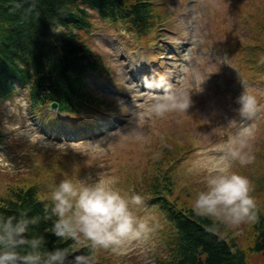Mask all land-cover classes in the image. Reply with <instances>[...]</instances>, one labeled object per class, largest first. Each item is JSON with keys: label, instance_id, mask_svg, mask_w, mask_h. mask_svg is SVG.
Returning a JSON list of instances; mask_svg holds the SVG:
<instances>
[{"label": "rangeland", "instance_id": "1", "mask_svg": "<svg viewBox=\"0 0 264 264\" xmlns=\"http://www.w3.org/2000/svg\"><path fill=\"white\" fill-rule=\"evenodd\" d=\"M161 1L164 3L165 9L159 13H162L161 17L168 14L169 18L168 22L160 26L161 28L164 26L168 28L166 32L168 35L165 33V36H161L159 39V44L152 47H148L142 41V48L132 51L131 54L133 55L134 52L137 55L144 54L146 59L145 50L149 49L152 53V50L157 49L163 42L161 50L157 49L160 52L159 61L163 63L164 70L168 71L169 75L176 73L178 80L181 81L178 84L180 90L191 95L192 103L189 109L179 111V113L177 110H170L160 115L153 112L149 104L137 103L135 101L138 99L137 96L142 95L137 93L140 88L136 85L131 86L127 80L122 81V77L128 71L124 68L123 61L127 63L125 57L129 55L128 51L132 49L133 40H138V37L130 35L126 26H116L109 21L100 23L94 33L97 43L94 51L104 57L101 62L108 68L107 71L112 76L107 79H100V84L99 81L91 82V85L93 90L98 93L95 96L99 101H108L119 110L122 108L124 115L132 116V122L129 126L121 127V130L119 129L120 131L116 132L115 135L99 143L84 144L77 147L63 146V144L59 146V143H55L51 138L43 140L44 137L38 131L39 128L37 130L33 128V125L38 123L34 117L32 121H26L25 116L30 114L27 100L20 97L16 101H10L3 109L0 108V130L8 140L17 138L14 146L17 150L23 151L13 154L16 162L8 168L5 167L6 164L4 163L0 165L1 168H6L5 173L0 178V196H3L2 198H7L12 190L37 186L44 187L40 193L44 199L49 189L68 174L76 175L77 179H88L95 177L97 173H103L105 178H115V186L124 193L127 187L126 181L130 179L125 173L127 169L130 174L135 176L139 188L147 195L153 190L154 175H159L158 171L154 170L156 158H160V161L165 164L172 161L170 153L167 154L160 148L153 147L154 141L158 140L157 132L154 131L153 127L149 131L148 127L145 126L150 123L161 122L168 127L172 125L171 134L169 131L166 132L169 142L177 143V140L183 142L187 139L188 133H193V136L190 135L191 154L183 163L172 166L174 172L171 176L175 188V196L171 200L174 201L175 199L176 203L183 204L184 208L193 207L198 178L187 174L186 162L193 158L200 149L211 148L215 150L217 144L232 135L235 130L226 128L229 122L236 119L239 114L237 107L231 106L227 101H222V97H219L216 90H210L211 88L206 87L203 71L209 69L215 75L220 69L208 58L201 56V40H205L207 45H214L219 50H224L223 54L230 57L236 69L237 65L242 67L246 75L251 77H247L249 80L262 85L264 83V0H247V8L241 12H247L246 14L252 18V23L248 24L244 22L243 14H239V8L229 7L230 2L227 1L230 0ZM256 1H259V7L254 4ZM199 3L213 5L218 10L222 9L224 13H220L222 11L218 13L217 10L218 15L212 16V12L207 8L205 16L197 7ZM235 3L236 1L233 4ZM230 11L232 12L230 13ZM233 15L236 17L234 18ZM147 41H151V38H147ZM167 41L175 51L180 53V58L171 54L172 51L169 52L164 44ZM91 47L93 48L94 45ZM152 67L156 72L159 66L155 64ZM193 72L197 74V78ZM128 78L129 76H126V79ZM194 78L196 79V86L191 83ZM164 79L165 76L161 74L158 82ZM117 84L121 85L116 86ZM122 86L127 87V89ZM117 91L126 93L128 96L132 95L135 100L127 102L121 100L119 102L115 100L118 98L116 96ZM108 93L113 96L110 97ZM261 104H264V101ZM259 111V114L254 115L247 122L255 125L254 135L245 148L251 154L252 159L244 165H241L237 160L236 163H233V170L239 171L250 179L254 192L252 195L256 202L255 210L259 208L264 213V108H260ZM47 115L54 116L49 112ZM153 116H157V120ZM181 127L182 129H180ZM19 139L37 140L38 143L48 149L51 147L49 152H55L63 163L61 164L60 160H57L53 155H49L53 167L45 168L47 166L45 165L43 172H35L34 170L29 172L26 165L31 158L27 150L37 151L38 147L33 144L24 145L23 141ZM18 142H21V145ZM199 144L202 146L199 147ZM53 146L58 147L54 148ZM59 147L64 149H59ZM47 148L43 150H47ZM42 152L40 155L37 154L34 161L44 165ZM60 165L61 167H59ZM124 166H127L126 171H124ZM134 209L137 215L149 217L151 231L145 238L129 243L123 251L114 252L116 258L113 264H120L119 259L125 261L124 264H155L158 255H162L158 260L167 256V242L164 235V229L167 226L161 219L163 217L151 208L135 207ZM247 221H242L239 224L227 223L230 225L229 232L234 234V237L239 239L242 248L249 252L251 264H264V255L250 252L253 237ZM110 255L112 256V254Z\"/></svg>", "mask_w": 264, "mask_h": 264}, {"label": "trees", "instance_id": "2", "mask_svg": "<svg viewBox=\"0 0 264 264\" xmlns=\"http://www.w3.org/2000/svg\"><path fill=\"white\" fill-rule=\"evenodd\" d=\"M89 9L149 29L158 19L148 0H0V96L15 92L21 83L30 85L35 105L55 101L62 109L77 110L73 104L87 100L86 72L102 69L101 61L77 34L92 26ZM45 204L34 189L13 190L0 211L28 210L29 215L42 216ZM162 204L175 231L174 248L160 264H251L249 252L229 232V224L199 215L193 207L184 209L183 204L171 207L164 199ZM51 223L42 219L34 233L47 236L48 248H69L70 262L81 254L92 257L91 247L79 249L74 241L56 237ZM247 224L253 237L250 252L264 255V214L258 213Z\"/></svg>", "mask_w": 264, "mask_h": 264}, {"label": "clouds", "instance_id": "3", "mask_svg": "<svg viewBox=\"0 0 264 264\" xmlns=\"http://www.w3.org/2000/svg\"><path fill=\"white\" fill-rule=\"evenodd\" d=\"M237 97L238 113L247 121L264 108L251 86L244 83ZM191 95L181 90L168 91L150 104L153 112L163 115L170 110L187 111ZM226 129H234L226 140L211 148L197 151L187 161L186 172L198 178L193 208L203 216L239 224L255 219L256 202L250 179L233 170V162L247 164L251 154L245 150L254 135L255 125L233 119ZM110 147V145H109ZM103 150V149H101ZM115 178L103 173L88 179L65 176L53 185L45 199L41 216L0 211V264H92L86 255L69 261L67 247H47V236L34 234L41 220L51 221V232L58 238L74 242L87 240L93 248L123 251L134 240L145 238L151 231L150 219L137 215L134 206L142 204L140 193L131 195L117 188Z\"/></svg>", "mask_w": 264, "mask_h": 264}]
</instances>
